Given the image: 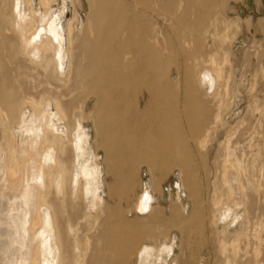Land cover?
<instances>
[{
	"label": "bare ground",
	"instance_id": "obj_1",
	"mask_svg": "<svg viewBox=\"0 0 264 264\" xmlns=\"http://www.w3.org/2000/svg\"><path fill=\"white\" fill-rule=\"evenodd\" d=\"M67 1L0 0V264H179L205 226L219 254L259 256L264 135L226 121L239 95L223 0H86L64 28ZM140 164L149 188L123 209ZM171 168L192 209L166 217L153 173Z\"/></svg>",
	"mask_w": 264,
	"mask_h": 264
},
{
	"label": "rangeland",
	"instance_id": "obj_2",
	"mask_svg": "<svg viewBox=\"0 0 264 264\" xmlns=\"http://www.w3.org/2000/svg\"><path fill=\"white\" fill-rule=\"evenodd\" d=\"M58 1L61 5L63 0ZM81 1L82 9H76V7L78 8L77 4L76 7L73 8L70 4V1H67L66 13L63 19L64 22L62 21L64 28L66 22L71 18L74 9L80 14L81 20L84 23L86 22V16L89 13V6L86 0ZM223 2L224 5H222L221 17H223L226 21L236 24L234 27L226 28L223 33L226 35V40L228 42L233 41L232 44L226 46V48L229 50L231 57L234 56L232 57V62H234L233 68L235 69L236 85L239 95V99H237L238 101L236 100L234 102V106L232 105L233 108L232 112L230 113L231 115L227 117L226 121H228L232 128L233 124H236L239 120H241L243 126H240L239 131H241V129L247 128V125H254L255 122H258L255 123L256 131L264 135V0H223ZM92 104L93 99L88 103V110L92 109ZM89 125L90 123L87 125L88 130L90 131L91 125ZM223 136H225V132L223 130L216 133L213 138V142H211L209 145L210 147H208L210 156L208 165L211 167V171H214V168L212 167L213 162H218L219 159H221L219 142L222 141ZM245 139H243L241 144L243 149H246L248 145V141ZM99 154L100 157L103 156L102 151H100ZM197 163L200 170H198L196 175L200 184L202 183V188H204L206 186V173L202 169V167H204L203 163L199 160ZM146 167L147 166L140 164L135 168L133 172V179L131 181L132 185L129 189V199L121 200L120 202V206L123 207V209L131 208L133 202L136 199V195L140 192L141 181L143 184L146 183L149 188L148 184H150V177ZM205 169L209 171L207 166H205ZM153 179L156 184V197L159 206L162 209L163 215L170 217L171 210L180 206L191 211L192 204L188 199L187 193L184 191L180 192V190H178L175 186V184H177V186L180 185L179 173L176 168H171L167 172L162 173V175L159 171H155L153 173ZM111 181L112 179L109 178L108 182L111 183ZM178 191L180 192L178 195L180 197L179 200H177ZM123 192L124 191L121 190L118 191L119 194ZM254 197L257 200L256 203L258 206L263 208L264 189ZM115 198L116 199H114V202L118 203V194L115 195ZM114 202L111 203L112 208L113 206H117V204H114ZM240 221H243V219H240L238 222ZM219 229H222L221 226H219ZM236 229L238 232H241V227L238 226ZM233 230L234 229L230 228L225 233V241L227 243H230V240L232 239ZM90 232V235H93L94 232H97V230L91 229ZM177 232L179 233L177 228L170 229V233L173 235L172 237H174ZM204 232V236H198L196 234L191 235V244L188 248L187 256L184 257L183 255L178 254L179 252H177L179 264H186L188 257H190L188 262L194 264L195 261L200 259L199 256L201 253L203 257L202 264H232L236 261L240 262V264H264V238L262 239L261 243V248L263 249L261 253L259 252V256L254 254L255 252L253 247L249 246L246 252H243V248L239 253L240 255L237 256L236 261H234L233 255L229 249V244H227L225 254H219L218 249H216L218 241L217 237L214 234L211 235L209 228L206 226L204 228ZM215 256H217V258ZM257 256L259 258H257ZM256 258L259 260L258 263ZM225 259H228V261Z\"/></svg>",
	"mask_w": 264,
	"mask_h": 264
},
{
	"label": "water",
	"instance_id": "obj_3",
	"mask_svg": "<svg viewBox=\"0 0 264 264\" xmlns=\"http://www.w3.org/2000/svg\"><path fill=\"white\" fill-rule=\"evenodd\" d=\"M145 187H148L146 183H145ZM146 199H148L147 198V194H146V192H144L143 197H142V200H143V203L141 204L142 206L144 205V202H145Z\"/></svg>",
	"mask_w": 264,
	"mask_h": 264
},
{
	"label": "snow or ice",
	"instance_id": "obj_4",
	"mask_svg": "<svg viewBox=\"0 0 264 264\" xmlns=\"http://www.w3.org/2000/svg\"><path fill=\"white\" fill-rule=\"evenodd\" d=\"M18 7V6H17Z\"/></svg>",
	"mask_w": 264,
	"mask_h": 264
}]
</instances>
